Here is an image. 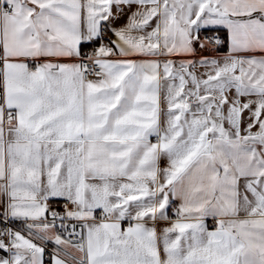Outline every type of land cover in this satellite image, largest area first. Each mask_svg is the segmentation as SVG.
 I'll return each mask as SVG.
<instances>
[{"label":"snow or ice","instance_id":"1","mask_svg":"<svg viewBox=\"0 0 264 264\" xmlns=\"http://www.w3.org/2000/svg\"><path fill=\"white\" fill-rule=\"evenodd\" d=\"M0 264H264V0H0Z\"/></svg>","mask_w":264,"mask_h":264},{"label":"crops","instance_id":"2","mask_svg":"<svg viewBox=\"0 0 264 264\" xmlns=\"http://www.w3.org/2000/svg\"><path fill=\"white\" fill-rule=\"evenodd\" d=\"M124 23V20L123 19H121L120 21H118L117 22V26L119 25V24H123ZM204 33H207V32H202L201 33V38H202V36L204 35ZM225 51H226V49H225ZM202 54H210V55H212V53L210 52V51H208V52H204V53H202ZM210 55H206V56H210ZM175 59H179V58H175ZM51 207H53L54 209H63V201H57V202H53L52 203V205H51ZM209 223H211V221H209Z\"/></svg>","mask_w":264,"mask_h":264},{"label":"built area","instance_id":"3","mask_svg":"<svg viewBox=\"0 0 264 264\" xmlns=\"http://www.w3.org/2000/svg\"><path fill=\"white\" fill-rule=\"evenodd\" d=\"M108 35H109V37H111V33H109ZM212 35H215V33H212V32L204 33V35L202 36V39H203L205 36H212ZM221 35H222V34H221ZM202 55L206 56V55H210V54H202ZM57 210L62 211L63 209H57Z\"/></svg>","mask_w":264,"mask_h":264}]
</instances>
